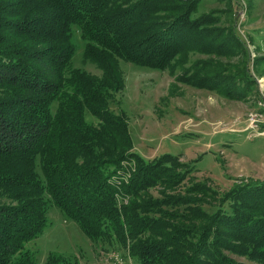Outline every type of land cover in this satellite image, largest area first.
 Listing matches in <instances>:
<instances>
[{"label": "trees", "instance_id": "16d2710c", "mask_svg": "<svg viewBox=\"0 0 264 264\" xmlns=\"http://www.w3.org/2000/svg\"><path fill=\"white\" fill-rule=\"evenodd\" d=\"M201 1L0 0V264H35L25 245L44 232L49 202L90 240L128 245L138 264H239L225 253L264 264V181L226 192L202 181L171 194L186 166L132 152L122 116L108 106L116 75L97 80L71 66L76 26L107 66L176 65L180 81L233 98L215 69L184 68L189 53L228 58L227 44L243 45L222 38L213 13L194 17ZM129 159L136 163L129 183L112 184ZM45 264L76 262L50 253Z\"/></svg>", "mask_w": 264, "mask_h": 264}, {"label": "rangeland", "instance_id": "374dc122", "mask_svg": "<svg viewBox=\"0 0 264 264\" xmlns=\"http://www.w3.org/2000/svg\"><path fill=\"white\" fill-rule=\"evenodd\" d=\"M212 13L218 19L215 27L223 31L222 38L233 35L242 47L227 44L228 58L189 53L184 68L203 65L215 69L229 81L233 98L180 81L182 70L176 65L160 71L115 60L107 66L93 49L88 50L80 28L72 27V70L97 80L105 71L117 77L119 90L110 94L108 106L113 114L122 116L132 152L147 162L170 155L186 166L182 174L185 180L171 194H184L193 183L202 181L210 182L219 192L242 181H264V110L260 107L264 102V0H202L194 17ZM245 60L248 65L243 74ZM86 120L94 126L99 121L89 114ZM129 161L123 170L111 174L112 184L125 187L129 183L136 167L133 159ZM160 190H150V196L159 199ZM127 204L128 198L124 201ZM47 218L41 236L25 245L35 264H45L50 253L76 264H106L117 254L138 264L129 255L128 245L124 248L114 238L90 240L51 202ZM225 254L239 264H257L246 257Z\"/></svg>", "mask_w": 264, "mask_h": 264}, {"label": "built area", "instance_id": "2783aa9c", "mask_svg": "<svg viewBox=\"0 0 264 264\" xmlns=\"http://www.w3.org/2000/svg\"><path fill=\"white\" fill-rule=\"evenodd\" d=\"M260 107L264 110V102L260 103ZM106 264H131L130 262H127L126 259H123V257L120 254L112 255V257H109L108 263Z\"/></svg>", "mask_w": 264, "mask_h": 264}]
</instances>
